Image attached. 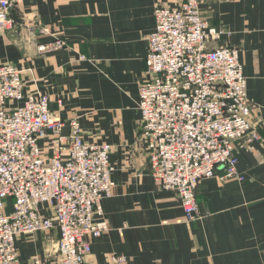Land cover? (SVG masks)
I'll return each instance as SVG.
<instances>
[{"label": "crops", "instance_id": "crops-1", "mask_svg": "<svg viewBox=\"0 0 264 264\" xmlns=\"http://www.w3.org/2000/svg\"><path fill=\"white\" fill-rule=\"evenodd\" d=\"M182 1L24 0L10 11L16 28L0 33V64L22 70L25 93L48 94L65 133L79 117L87 142L112 146L115 186L102 201L103 215L95 217L105 230L93 239L86 264H107L112 254L125 255L126 264H264V0L201 6L203 17L225 32L211 47L241 49L254 103L251 121L260 138L239 151L242 179H223L218 169L202 180L200 217L189 222L178 195L158 189L150 173L139 84L146 78L155 8ZM58 38L67 46L37 53L38 44ZM47 235L18 237L20 264L45 256Z\"/></svg>", "mask_w": 264, "mask_h": 264}, {"label": "built area", "instance_id": "built-area-1", "mask_svg": "<svg viewBox=\"0 0 264 264\" xmlns=\"http://www.w3.org/2000/svg\"><path fill=\"white\" fill-rule=\"evenodd\" d=\"M23 1L0 0V33L16 28L10 11ZM204 1L155 8L139 84L150 173L158 189L178 195L189 222L200 217L199 183L218 169L223 179H242L239 151L260 138L241 49L211 47L225 32L203 17ZM66 46L58 38L36 50L45 56ZM25 85L18 66L0 64V264H20L18 237L42 231L53 237L33 264H86L93 239L105 230L95 217L115 186L112 146L87 142L79 117L65 133L50 96L25 93ZM126 263L119 254L107 262Z\"/></svg>", "mask_w": 264, "mask_h": 264}, {"label": "rangeland", "instance_id": "rangeland-1", "mask_svg": "<svg viewBox=\"0 0 264 264\" xmlns=\"http://www.w3.org/2000/svg\"><path fill=\"white\" fill-rule=\"evenodd\" d=\"M252 114V113H251ZM256 127V126H255ZM44 232H46L48 235H47V242L46 243H43L44 244V247L48 244V240H50L53 236V234L52 233H48L47 231H42V232H38V233H35V235H37V236H39V233H44ZM34 235V234H33ZM34 237V236H33ZM43 247V246H42ZM28 258H27V256H25V260H27Z\"/></svg>", "mask_w": 264, "mask_h": 264}]
</instances>
